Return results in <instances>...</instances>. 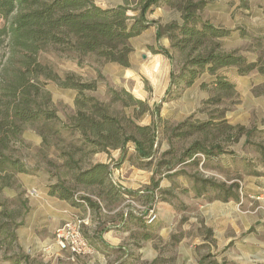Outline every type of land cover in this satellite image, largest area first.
<instances>
[{
  "label": "rangeland",
  "instance_id": "obj_1",
  "mask_svg": "<svg viewBox=\"0 0 264 264\" xmlns=\"http://www.w3.org/2000/svg\"><path fill=\"white\" fill-rule=\"evenodd\" d=\"M94 2L100 8L124 5L123 0ZM204 2L200 18L230 30L228 37L218 40V51L236 52L248 64L255 63L252 71L240 74L233 66L215 74L204 70L191 86L166 96L172 65L150 48L169 49L170 42L166 37L156 40L154 26L130 39L128 68L59 46L40 55L60 76L73 74L83 83L94 82L95 89H85L83 96L106 106L128 133L143 139L136 127L153 126L154 153L146 166L138 160L131 142L124 153L118 149L92 152L70 125L76 115L77 91L46 82L43 89L50 94L48 106L57 119L47 126L40 122L26 126L14 144L11 156L28 172L14 174L10 186L0 189V227L14 225L22 247L0 250V264H12L19 258L24 259L22 264H264V219L244 231L242 240L227 242V236L234 234L227 228V213L223 212L228 206L241 213L264 212V161L259 158L263 155L260 148H264V0ZM147 17L163 26L182 21L179 11L166 6L155 8ZM174 57L173 72L177 74L186 57ZM218 81L229 83L232 89H219ZM111 90L119 93V99H113ZM123 91L144 106L132 104ZM191 125L202 128L193 131ZM194 143L211 152L196 154L195 161L184 159V152ZM95 164L108 166L110 176L104 185L75 182L76 173ZM58 185L78 198L99 200L106 211L120 206L124 215L133 212L142 216L151 211L156 219L148 229L133 225L117 233V243L108 255L99 251L93 256L91 249L79 258L72 259L68 252L66 257L56 256L48 251L45 237L30 242L34 233L29 226L38 221L39 213L33 211L37 195ZM230 186L234 188L227 193ZM232 193L238 199L225 201ZM151 195L153 200L146 198ZM24 201L25 212L21 208ZM10 214L13 220L6 217ZM143 232L152 238L142 241ZM5 240L3 245L8 247Z\"/></svg>",
  "mask_w": 264,
  "mask_h": 264
},
{
  "label": "trees",
  "instance_id": "obj_2",
  "mask_svg": "<svg viewBox=\"0 0 264 264\" xmlns=\"http://www.w3.org/2000/svg\"><path fill=\"white\" fill-rule=\"evenodd\" d=\"M123 1L124 5L100 8L94 0H0V44H4L0 49V189L10 186L14 174L28 172L18 159L11 156L14 144L20 139L24 128L38 122L47 126L57 119L55 112L48 106L50 94L43 89L48 81L61 88L77 91L76 115L70 119V125L80 134L83 146L92 147L95 153L116 149L124 153L126 145L131 142L135 145L138 160L145 161L146 166L151 162L155 145L153 126L136 127L143 139L128 133L120 119L110 114L106 106L99 104L95 98L83 96L85 89H95L94 82L83 83L73 74L60 76L50 65L40 60V55L51 47L59 46L79 56L94 55L128 68V56L132 51L130 39L154 26L156 40L166 37L170 42L169 49L150 48L153 53L164 55L172 65L166 96L181 87L191 86L204 70L215 74L219 69L233 66L240 74H244L256 66L255 63L248 64L236 52L218 51V40L228 37L230 30L217 28L200 18L198 13L205 6L204 0H134L133 6L131 0ZM161 6L179 11L181 23L163 26L157 20H149L147 15ZM129 12H133V15H129ZM175 54L186 57L177 74L173 72ZM218 83L221 90L232 89V85L227 82ZM122 93L132 104L144 106L128 92ZM111 94L113 99H119L116 91L111 90ZM190 127L195 131L202 125ZM260 149L264 154V148ZM202 152L209 154L211 151L194 143L184 152L183 158L195 161V155ZM109 176L107 165L95 164L76 173L75 182L83 186H102ZM233 188L230 186L227 193H231ZM54 189L49 194L59 199L81 205H84L82 201L90 203L88 198H75V194L61 185ZM115 197H118L117 194ZM152 197L146 196L150 200H153ZM229 198L236 200L238 195L232 193L224 200ZM145 215L128 212L124 216H130L132 225L145 230L151 225L146 223ZM6 217L13 220L14 216L10 214ZM13 226L0 227V250L14 249L16 235ZM124 227L125 230L129 229V226ZM151 238L145 232L140 235L142 241ZM4 240L8 241V247L3 245Z\"/></svg>",
  "mask_w": 264,
  "mask_h": 264
},
{
  "label": "crops",
  "instance_id": "obj_3",
  "mask_svg": "<svg viewBox=\"0 0 264 264\" xmlns=\"http://www.w3.org/2000/svg\"><path fill=\"white\" fill-rule=\"evenodd\" d=\"M259 158L264 161V154H260ZM43 193H39L37 195L39 200H35V204H33L34 213L39 214L38 221L29 226L33 229L32 231L34 233V236L31 237L32 240H30V242H40L38 236L43 237V239L45 237L46 241L44 240V244H48V251L54 254L56 253V256L61 255L60 257H66L68 254L66 252H60L57 246L53 243V232L58 226L69 220L74 214L86 216L88 219V225L83 227V234L89 242L93 256H96L99 251L102 254L108 255V250L113 249V246L117 243V238H115L116 234L125 231V225L133 226L131 217H125L123 214V209L121 210V208H119L120 206H117L110 211H106L102 208L99 200L98 202L90 200V203L84 206L81 204L72 203V201L59 199L53 195H49L46 190H44ZM29 205L32 204L29 203ZM233 207L228 206L225 208L226 210L223 211L224 213H227V228L231 229L232 233L234 234L233 236H227V242L235 239L242 240V238L245 237H241V234L244 231L251 228L255 224H259L264 219L262 216L264 214L263 211H260L259 214L241 213L237 210V208ZM21 208L24 212L26 211L25 201L21 203ZM131 213L134 214L133 212ZM16 247H22L21 236L18 237L17 234L15 247L13 250H15ZM7 259L11 261L10 258ZM19 259H13L12 264H22L24 262V259L20 261Z\"/></svg>",
  "mask_w": 264,
  "mask_h": 264
},
{
  "label": "built area",
  "instance_id": "obj_4",
  "mask_svg": "<svg viewBox=\"0 0 264 264\" xmlns=\"http://www.w3.org/2000/svg\"><path fill=\"white\" fill-rule=\"evenodd\" d=\"M264 196V194H261ZM78 198L79 196H74ZM84 205L85 202L82 201ZM147 224H152L156 217L152 212L145 217ZM88 224L87 217L72 216L53 232V243L60 252H68L72 259L91 253L88 240L83 234V227Z\"/></svg>",
  "mask_w": 264,
  "mask_h": 264
}]
</instances>
